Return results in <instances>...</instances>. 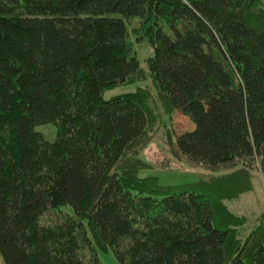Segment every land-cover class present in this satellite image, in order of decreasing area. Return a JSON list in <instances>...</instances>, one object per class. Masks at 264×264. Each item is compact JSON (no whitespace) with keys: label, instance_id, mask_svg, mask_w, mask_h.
Here are the masks:
<instances>
[{"label":"trees","instance_id":"16d2710c","mask_svg":"<svg viewBox=\"0 0 264 264\" xmlns=\"http://www.w3.org/2000/svg\"><path fill=\"white\" fill-rule=\"evenodd\" d=\"M134 43L151 48L146 70ZM144 76L165 114L193 124L175 136L162 123L170 155L226 173L181 186L139 174ZM124 84L137 88L104 97ZM255 172L264 180V0H0L3 264H103L108 251L119 264H264V212L243 236L225 203Z\"/></svg>","mask_w":264,"mask_h":264},{"label":"rangeland","instance_id":"374dc122","mask_svg":"<svg viewBox=\"0 0 264 264\" xmlns=\"http://www.w3.org/2000/svg\"><path fill=\"white\" fill-rule=\"evenodd\" d=\"M138 59L141 67L146 70L145 58L151 55V48L146 44L134 43ZM145 81H141L138 85L142 88H149L151 98L148 103V108L152 112L150 116L149 133L150 141L140 150V157L148 164V168L140 171L141 176H156L157 183L161 186H181L192 184L199 180L201 175L209 173L221 174L223 171L209 172L207 168L195 164L194 166L186 165L185 161L175 160L169 153L165 143L162 123H166L175 136L182 133L193 126L191 121L183 116L178 111H173L169 115L161 108L157 94L155 93L151 81L147 76H144ZM135 85L124 84L107 90L104 92V97L109 98L113 95L122 94L125 92H132L136 90ZM43 130L46 140H52L54 136V127L46 125L40 127ZM162 129V130H161ZM228 172V171H227ZM247 191H243L235 200H228L225 202L228 209L237 216L244 217L245 224L241 229V234L245 236L253 226V223L264 212V180L260 173L255 172L248 184ZM243 238V237H242ZM99 259L103 264H119L113 254L108 252L98 253ZM0 264H3L0 258Z\"/></svg>","mask_w":264,"mask_h":264}]
</instances>
